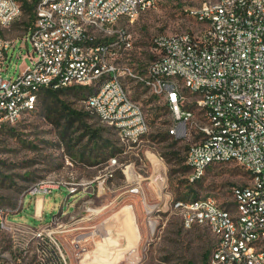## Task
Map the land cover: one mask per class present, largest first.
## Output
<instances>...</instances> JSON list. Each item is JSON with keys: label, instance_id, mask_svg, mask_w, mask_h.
<instances>
[{"label": "built area", "instance_id": "2783aa9c", "mask_svg": "<svg viewBox=\"0 0 264 264\" xmlns=\"http://www.w3.org/2000/svg\"><path fill=\"white\" fill-rule=\"evenodd\" d=\"M25 1L33 3V17L20 48L32 50L17 57L31 62L5 76L18 40L0 37V127L35 109L45 87L93 89L86 109L129 147L137 145L150 124L124 80L135 78L168 107L170 133L194 139L186 153L190 182L215 163L236 162L249 174L232 189L233 210L212 197L172 201L185 228L207 226L213 233L209 264H264V0L192 7L201 26L158 35L142 73L119 62L132 46L119 21L133 22L160 0H0V25L13 23ZM36 237L43 241L35 260L25 251L9 263L0 253V264H69L57 242L42 231Z\"/></svg>", "mask_w": 264, "mask_h": 264}, {"label": "rangeland", "instance_id": "374dc122", "mask_svg": "<svg viewBox=\"0 0 264 264\" xmlns=\"http://www.w3.org/2000/svg\"><path fill=\"white\" fill-rule=\"evenodd\" d=\"M204 1L160 0L133 22L121 19L132 46L120 64L142 73L155 57L158 35L201 26L189 11ZM30 20L23 11L9 26L0 25V37L18 40L5 76L31 62L17 57L32 50L29 44L20 48ZM124 80L150 124L137 145L129 147L86 109L84 100L93 89L64 88L57 97L43 92L35 109L0 127V253L9 263L25 251L35 260L43 241L36 233L42 231L69 264H209L213 233L207 226L185 228L172 201L212 197L233 210L232 189L245 184L249 174L236 162L215 163L190 182L186 153L194 139L173 136L168 107L140 81L129 75ZM100 181L104 187L97 195ZM86 189L91 196L85 198L79 193Z\"/></svg>", "mask_w": 264, "mask_h": 264}, {"label": "trees", "instance_id": "16d2710c", "mask_svg": "<svg viewBox=\"0 0 264 264\" xmlns=\"http://www.w3.org/2000/svg\"><path fill=\"white\" fill-rule=\"evenodd\" d=\"M23 11L30 13L31 19H32V17H33V3L32 2L25 1L24 4H23ZM30 21H29V23H30ZM62 90L63 89H51L49 87H45L44 89H42L40 91L39 95L41 93L45 92L48 95H54V96L57 97L58 96V93L61 92ZM70 112H72V114L76 115L77 117L82 114L81 112H79L77 110H74V109H70ZM187 167H188V165H187ZM184 200H187V199H184Z\"/></svg>", "mask_w": 264, "mask_h": 264}, {"label": "crops", "instance_id": "0c3cea01", "mask_svg": "<svg viewBox=\"0 0 264 264\" xmlns=\"http://www.w3.org/2000/svg\"><path fill=\"white\" fill-rule=\"evenodd\" d=\"M103 181H100L99 183H100V189H98V191H97V195H100V193H101V188H103L104 187V185H103V183H102ZM98 183L97 182H95V184H93L92 185V187H94V186H96ZM79 194H83V196L86 198L87 196H91V192L90 191H88L87 189L83 192V191H81ZM78 194V195H79ZM75 196L76 195H71V197L70 198H75ZM42 198V197H41ZM41 198H39L38 199V201H37V204L38 203H40V207L42 208V211H44V202H42V199ZM113 202V201H112ZM112 202H109L108 204H112ZM108 204H105V207H108L109 205ZM34 208H35V210L37 209V207H36V204L34 205ZM103 208H101L100 210H97V211H101ZM36 213H37V211H36ZM125 213H127V211H125ZM40 214V213H39ZM124 214V213H123ZM123 214L121 215L122 217H123ZM129 217V214H126V218H128ZM111 227L110 228H113V226H114V223H111Z\"/></svg>", "mask_w": 264, "mask_h": 264}, {"label": "bare ground", "instance_id": "6f19581e", "mask_svg": "<svg viewBox=\"0 0 264 264\" xmlns=\"http://www.w3.org/2000/svg\"><path fill=\"white\" fill-rule=\"evenodd\" d=\"M164 198V197H163Z\"/></svg>", "mask_w": 264, "mask_h": 264}]
</instances>
